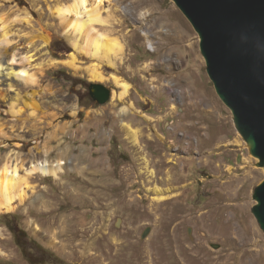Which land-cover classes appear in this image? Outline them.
I'll return each instance as SVG.
<instances>
[{
	"label": "rangeland",
	"instance_id": "rangeland-1",
	"mask_svg": "<svg viewBox=\"0 0 264 264\" xmlns=\"http://www.w3.org/2000/svg\"><path fill=\"white\" fill-rule=\"evenodd\" d=\"M21 1L0 0V167L24 178L34 162L66 164L31 175L30 198L0 213L15 217L0 219V264H264L250 243L251 221L264 243V170L176 4L106 0L102 22L82 13L76 32L61 14L73 0ZM91 84L111 90L106 104ZM9 225L57 261L21 249Z\"/></svg>",
	"mask_w": 264,
	"mask_h": 264
},
{
	"label": "water",
	"instance_id": "water-1",
	"mask_svg": "<svg viewBox=\"0 0 264 264\" xmlns=\"http://www.w3.org/2000/svg\"><path fill=\"white\" fill-rule=\"evenodd\" d=\"M172 1L198 34L207 75L264 170V0ZM89 89L100 105L111 98L103 84ZM254 199L253 213L264 231V181Z\"/></svg>",
	"mask_w": 264,
	"mask_h": 264
},
{
	"label": "bare ground",
	"instance_id": "bare-ground-1",
	"mask_svg": "<svg viewBox=\"0 0 264 264\" xmlns=\"http://www.w3.org/2000/svg\"><path fill=\"white\" fill-rule=\"evenodd\" d=\"M104 1L106 0H92V1L91 0H73V2L70 3V5H67L63 9H61L62 17L67 21V26L71 30L73 29L76 32H81L83 31L82 29L85 26V23H83V21L79 18L80 15L82 13L88 14L90 18L89 21H91V23L102 22L98 9L100 8L99 6ZM143 2L144 0H137L136 4L137 6H142ZM70 17H74V18L71 20ZM144 35L148 38L150 33L148 31H145ZM102 46L103 45L101 43L100 37H99V40L97 39L91 45V49L93 50V55L95 58L99 56ZM98 75L99 74L97 73L95 74L96 77H101ZM64 164H66V162L64 161L50 162L48 160H45L41 162L39 161L34 162L32 163L31 169L29 171L30 174L24 178H20L18 176L17 165L16 166L13 165L14 167H12L8 162L4 163L3 166L0 167V213L13 212L17 209V207L20 204L25 203L30 198V192L31 190H33V187L31 186L29 182V177L31 175L38 173V174H41L42 176H52L55 179H58L60 173H62L63 171ZM242 210H243V207H242ZM251 224L252 226L250 229V235H251L250 243L254 245L256 248L257 247L259 248L255 252L261 256V254L264 253V243L261 238L262 236L252 221H251ZM244 247L245 246H243L242 250L240 251V255L236 257L241 262L244 261L243 263H246L247 262V257H246L247 252H246V249H244ZM233 255H235V253Z\"/></svg>",
	"mask_w": 264,
	"mask_h": 264
},
{
	"label": "trees",
	"instance_id": "trees-1",
	"mask_svg": "<svg viewBox=\"0 0 264 264\" xmlns=\"http://www.w3.org/2000/svg\"><path fill=\"white\" fill-rule=\"evenodd\" d=\"M16 1H19V2H21L22 4H23V1H21V0H16ZM4 219L6 218V219H11V221H13L14 219H15V217L14 216H2ZM2 217H0V219H3ZM9 228L11 229V227H10V225H9ZM12 230V232L14 233V236H15V239H16V241H17V244H18V246L21 248V249H23L24 250V245L22 244V243H24V242H26L29 246H30V248H35L37 251H39L45 258H48V260L49 261H51V260H55V261H51V263L52 262H56L57 261V259H56V257H55V255L52 253V252H50L49 250H47V249H44V248H42L41 246H39L37 243H35L34 241H29L28 239H27V235H26V232L23 230V229H20V228H18L17 230H15V229H11ZM27 240V241H26Z\"/></svg>",
	"mask_w": 264,
	"mask_h": 264
}]
</instances>
